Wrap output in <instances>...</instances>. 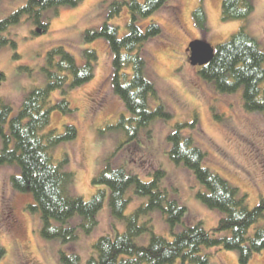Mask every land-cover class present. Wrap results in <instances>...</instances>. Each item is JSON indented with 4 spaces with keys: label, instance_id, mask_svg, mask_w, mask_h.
<instances>
[{
    "label": "rangeland",
    "instance_id": "rangeland-1",
    "mask_svg": "<svg viewBox=\"0 0 264 264\" xmlns=\"http://www.w3.org/2000/svg\"><path fill=\"white\" fill-rule=\"evenodd\" d=\"M114 1L125 0H81L74 6L47 8L40 12V21L48 25L45 31L37 32L40 27L33 18H23L4 33L16 43L14 49L0 47V72L3 74L0 107L8 105L11 108L4 124L5 132L9 130V119L17 114L26 95L46 85L44 68L48 51L63 47L74 57L77 66H82L84 51L92 49L97 56L93 79L73 88L67 87L70 111L51 110L49 123L42 131L55 130L63 134L67 125L76 129L75 138L61 141L51 149L54 163L74 174L69 187L72 195L88 200L102 188L91 180L108 160L112 166H122L138 175L142 182H149L151 176L148 174L161 169L164 172L161 183L169 190V198L184 206L186 214L201 222L205 230L214 229L221 214L207 208L197 197V193L206 188L188 169L176 165L168 156L167 136L174 124H190L195 119L194 127L186 126L181 134L191 136L194 144L205 153L203 166L237 188L238 195H245V203L253 208L261 197L264 198V174L260 165L264 163V116L244 109L241 91L221 93L203 80L197 68L187 62L185 49L195 40L214 48L243 26L264 51V0H250L254 8L245 20L222 21L223 0H167L153 14L137 17L136 23L143 31L150 22L161 28L160 34L143 43L144 75L153 83L158 97L150 101V107L160 102L170 118L152 120L149 127L141 128L131 140H127L126 131L116 125L122 114H128L111 85L112 54L107 42L102 37L92 41L85 38L87 30L98 31L104 23L116 27L118 37L127 33L131 19L128 8L123 4L118 14L110 16ZM26 2L0 0V19ZM198 8L205 16L203 26L194 15ZM61 98L60 90L53 91L51 104ZM17 174V164L0 165V210L2 205L11 206L16 219V222L0 223V245L5 249L0 264H17L21 251L27 259L38 264H62L59 250L69 253L70 247L62 245L58 239L42 237L40 212L29 208L34 205L31 193L12 188L10 177ZM133 190V185L126 190L128 203L124 215L131 214L147 201V197L136 195ZM107 201L106 196L98 211L95 229L88 234L80 232L72 245L80 264H86L97 238L111 231L115 234L125 230L124 219L111 216ZM147 219L155 234L171 239L169 225L160 209L148 211L139 222ZM74 220H78L77 215ZM258 226H264V213L249 229L248 236ZM181 229L178 224L175 232ZM149 238V233L144 232L135 238V243L145 246ZM200 254H207L211 264H241L235 250L202 248ZM174 264H180V260ZM246 264H264V249L254 253Z\"/></svg>",
    "mask_w": 264,
    "mask_h": 264
},
{
    "label": "trees",
    "instance_id": "trees-1",
    "mask_svg": "<svg viewBox=\"0 0 264 264\" xmlns=\"http://www.w3.org/2000/svg\"><path fill=\"white\" fill-rule=\"evenodd\" d=\"M80 1L27 0L24 6L0 19V47H16L13 39L4 33L23 18H33L40 27L37 32H43L48 25L40 21L42 10L74 6ZM166 1H114L110 16L118 14L123 4L128 8L131 19L127 24V33L118 37L117 28L107 23L98 31L85 32L88 41L104 38L112 54L111 85L128 114H122L116 125L126 131L127 140L136 138L140 129L149 127L152 120L170 118L160 102L154 108L150 107V101H156L158 97L153 83L144 75L143 43L160 34L161 28L157 23L150 22L143 31L136 23L137 17L153 14ZM253 8L250 0H223L220 17L222 21L245 20ZM194 13L196 21L203 26V11L198 8ZM213 49L212 59L207 64L195 66L201 78L221 93L241 91L244 109L264 116V51L243 26ZM84 55L85 63L77 66L74 57L63 47L47 52L44 68L47 83L26 95L17 114L9 119L8 132H5L4 124L8 121L11 108L8 105L0 107V165L17 164L19 174L10 177L12 188L31 193L34 205L29 208L40 212L42 237L58 239L62 245L70 247L69 253L59 250L60 262L80 264L79 255L72 245L80 232L88 234L95 229L97 214L106 196L111 216L124 219L125 230L115 234L111 231L97 238L86 264H174L177 260L180 264H211L207 254H200L202 248L235 250L239 254V262L246 264L254 253L263 250L264 226L256 227L251 236H248V231L263 217L264 198L261 197L257 205L249 208L245 195L239 196L237 188L203 166L205 153L194 144L191 136L181 134L186 126L194 127L195 119L190 124H174L167 136L170 142L168 156L176 165L188 169L206 188V191L198 192L197 197L207 208L221 214L214 229L205 230L201 222L186 214L184 206L169 198V190L161 183L164 176L161 169L148 174L151 176L149 182H142L138 175L122 166L114 167L108 160L91 180L92 184L102 188L97 189L88 200L70 193L74 174L54 163L51 149L61 141L75 138L76 129L67 125L63 134H57L55 130L42 131L49 123L51 110L70 111L67 87L73 88L93 79L96 52L87 49ZM185 58L189 63V55ZM1 80L3 74L0 72ZM55 90H60L62 98L51 104L50 96ZM132 185L133 192L147 197V201L131 214L124 215L128 203L126 190ZM156 208L162 211L169 225L171 239L155 234L149 219L139 222L141 216ZM76 215L78 220H74ZM178 224L182 229L175 232ZM112 229L115 230V227L112 226ZM144 232L149 233V242L140 246L135 243V238ZM4 254L5 249L0 245V258Z\"/></svg>",
    "mask_w": 264,
    "mask_h": 264
},
{
    "label": "water",
    "instance_id": "water-1",
    "mask_svg": "<svg viewBox=\"0 0 264 264\" xmlns=\"http://www.w3.org/2000/svg\"><path fill=\"white\" fill-rule=\"evenodd\" d=\"M188 61L192 66L201 67L207 64L213 56L214 49L203 41H191L188 44Z\"/></svg>",
    "mask_w": 264,
    "mask_h": 264
},
{
    "label": "flooded vegetation",
    "instance_id": "flooded-vegetation-1",
    "mask_svg": "<svg viewBox=\"0 0 264 264\" xmlns=\"http://www.w3.org/2000/svg\"><path fill=\"white\" fill-rule=\"evenodd\" d=\"M187 49H188V46L186 48V54L188 56L189 55V51ZM250 147L252 148L253 146H250ZM253 151L255 152L256 150H253ZM251 155L253 156V154H251ZM260 165L262 166V171H263V174H264V163H261ZM8 220H10L11 222L12 221L16 222V219H14V210H13V208L11 206L7 207L5 205H2L1 210H0V223H5ZM17 264H38V263L36 261H34L33 259H27L25 257L24 252L21 251V252H18V262H17Z\"/></svg>",
    "mask_w": 264,
    "mask_h": 264
}]
</instances>
